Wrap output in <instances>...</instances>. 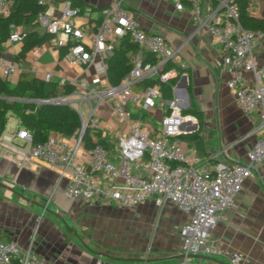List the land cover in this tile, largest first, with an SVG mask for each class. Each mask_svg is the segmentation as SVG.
I'll return each instance as SVG.
<instances>
[{"label": "crops", "instance_id": "1", "mask_svg": "<svg viewBox=\"0 0 264 264\" xmlns=\"http://www.w3.org/2000/svg\"><path fill=\"white\" fill-rule=\"evenodd\" d=\"M46 12L60 17L67 1L42 0ZM112 0H84L91 9L89 16L82 14L74 19L75 24L96 31L101 20V11ZM136 15L143 28L166 38L177 52L171 87L162 91L157 106L147 111L138 106H129L131 120L140 122L149 131L157 130L161 119L169 112L166 104L177 98L180 107L188 110L196 106L203 113L198 129L201 139L188 141L177 139L185 150H194L202 158L216 156L210 164L231 160L246 162L247 153L260 138L252 134L260 123L259 112L247 117L243 114L226 82L228 73L223 69L220 45L215 42L205 26L196 27L189 4L179 11L175 4L165 0H124ZM214 3L205 2L208 13ZM264 13L262 5L257 7ZM11 26L13 30L32 31L30 27ZM40 32L45 31L39 26ZM119 41L114 44L118 46ZM22 43L9 40L0 51V77L15 87L21 74H34L53 91L50 98H60L75 105L80 104L82 88L75 85L81 78L90 80L95 72L92 67L70 65L61 48L52 40L33 47L22 62H15L23 48ZM41 49L34 60L32 51ZM66 51V48H64ZM66 53V52H65ZM146 51L140 50L133 62H143ZM13 66L9 77H3L4 69ZM183 65L184 67H182ZM36 69V70H35ZM52 74L51 82L44 76ZM66 78L74 87L65 92L61 79ZM158 80L159 73L143 79ZM74 82V83H73ZM101 87L111 85L106 74ZM77 84V83H76ZM138 84V83H137ZM134 85L136 91L142 90ZM49 98V99H50ZM20 101L14 94L0 95V108L6 101ZM22 101H28L23 99ZM44 101V100H43ZM38 101H36L37 103ZM94 106L95 99L91 100ZM39 105V104H38ZM88 108V103H82ZM7 128L9 135L21 127V122L9 112ZM97 126L91 131L95 141L108 138L115 152L117 138L127 135L129 127L113 118L110 101L98 106L95 116ZM16 144L0 145V235L6 242L13 241L23 249H30L45 264H179L183 258L180 232L189 220L174 205L163 208L149 199L137 207L127 209L115 202L101 198L87 200L70 199L65 194L70 171L61 165L50 166L42 161L26 159V144L16 139ZM209 242L229 252H241L249 257L251 264H264V163L255 167L245 180L235 204L218 214V222L211 232ZM194 262L200 264H230L223 256L197 255Z\"/></svg>", "mask_w": 264, "mask_h": 264}, {"label": "built area", "instance_id": "2", "mask_svg": "<svg viewBox=\"0 0 264 264\" xmlns=\"http://www.w3.org/2000/svg\"><path fill=\"white\" fill-rule=\"evenodd\" d=\"M165 1L173 2L179 11L189 4L194 25L205 26L220 45L222 66L229 75L226 85L243 114L250 117L259 112L260 123L252 134H260V138L247 153L246 162L224 160L210 164L216 156L202 158L194 150H185L177 139L198 129L199 121L193 115L183 114L177 98L166 103L169 112L157 130L151 132L140 120H131L129 106H138L143 111L157 106V99L162 98L160 83L170 81L173 69L167 67L174 63L177 52L165 37L147 32L124 0H112L102 9L99 25L92 33L87 27L75 24L74 19L81 11L71 1L66 2L60 17H52L46 11L39 14V26L52 35L54 46L66 48V61L72 66L94 69L90 82L81 78L75 83L83 89L80 104L74 107L82 125L70 137L51 133L40 143H33L31 133L20 129L0 136V145H13L16 139H22L26 144V159L69 170L65 194L70 199L101 198L127 209L149 199L160 208L176 206L189 216L180 232L183 258L179 264H200L193 260L197 255L227 257L230 264H251L245 254L229 252L211 244L209 238L218 214L235 204L252 170L264 163V31L243 26L236 0H211L215 4L208 13L206 0ZM249 2L251 14L264 18L253 0ZM12 7L13 0H0V16H9ZM26 36L23 31L13 30L9 41L22 43ZM124 36H129L141 50L154 54L158 62L144 65L137 61L119 86L101 87L114 44ZM40 53L41 49L35 48L33 59L37 60ZM12 71L13 66H7L3 77H9ZM152 73H159V82L136 91L134 84ZM44 80L51 82L52 74L47 73ZM61 84L67 85L69 81L62 78ZM107 100L113 118L129 127L127 135L117 138L115 152L106 149L100 140L90 149L84 142L86 130L92 131L97 126L98 106ZM44 101L66 100L52 97ZM82 103L89 104L85 112ZM0 264L45 263L30 249H23L13 241L6 242L0 235Z\"/></svg>", "mask_w": 264, "mask_h": 264}, {"label": "trees", "instance_id": "3", "mask_svg": "<svg viewBox=\"0 0 264 264\" xmlns=\"http://www.w3.org/2000/svg\"><path fill=\"white\" fill-rule=\"evenodd\" d=\"M73 6L78 7L83 16H89L91 9L87 8L84 0H72ZM240 15L241 23L246 28L255 31H264V18H258L251 14L249 10V0H236ZM215 4V3H214ZM47 10V4L42 0H13L11 14L6 17L0 16V51L8 42L11 34V26L30 27L32 31H25L27 34L24 39V45L14 60L22 62L26 58L27 53L35 46H41L52 40V35L46 31L40 32L38 17L40 13ZM141 49L134 43L129 36L120 39L118 46L113 49V54L108 59V80L112 86H119L123 78L128 75L134 67L133 56ZM65 49L61 48V55L65 54ZM158 62L157 57L151 52L146 51V59L142 62L144 65H155ZM172 69L168 65L167 70ZM176 78L170 79L168 83H160L161 90L165 91L171 87ZM159 80L151 78L142 79L138 82L137 87L145 89L149 86L157 84ZM74 87L65 85V92L72 93ZM17 94L20 101H6L0 108V136L5 131L8 122V113L12 112L21 122V127L29 131L32 135L33 143L44 142L51 133H59L64 136H72L82 125L81 118L77 111L70 105H62L59 103H47L38 105L36 101L49 99L54 95L53 91L46 89V83L37 78L34 74H21L17 85L11 87L9 83L0 77V95L6 96ZM27 99L28 101H22ZM184 115H193L202 121L203 113L198 107L192 106L188 110H183ZM181 138L188 141H199L201 139L200 132L196 131L190 134H183ZM84 142L87 148L95 146V140L88 128L84 134ZM100 143L108 150H113L108 138L100 140ZM112 152V151H111Z\"/></svg>", "mask_w": 264, "mask_h": 264}, {"label": "rangeland", "instance_id": "4", "mask_svg": "<svg viewBox=\"0 0 264 264\" xmlns=\"http://www.w3.org/2000/svg\"><path fill=\"white\" fill-rule=\"evenodd\" d=\"M253 3H255L256 6L262 5V10H264V0H253ZM83 110H84V112L86 111V107L85 106H83ZM10 128H11V125L9 123L7 128L5 129V133H9Z\"/></svg>", "mask_w": 264, "mask_h": 264}, {"label": "water", "instance_id": "5", "mask_svg": "<svg viewBox=\"0 0 264 264\" xmlns=\"http://www.w3.org/2000/svg\"><path fill=\"white\" fill-rule=\"evenodd\" d=\"M138 82H139V81H138ZM138 82H137V83H138ZM137 83H135V84H137ZM135 84H134V85H135ZM47 103H52V102H49V101H41V102H37V104H39V105L47 104ZM59 104H62V105H69V103L66 102V101L60 102Z\"/></svg>", "mask_w": 264, "mask_h": 264}]
</instances>
